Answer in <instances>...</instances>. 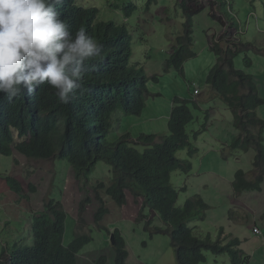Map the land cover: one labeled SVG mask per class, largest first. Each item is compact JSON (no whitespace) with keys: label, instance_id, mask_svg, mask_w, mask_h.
<instances>
[{"label":"trees","instance_id":"16d2710c","mask_svg":"<svg viewBox=\"0 0 264 264\" xmlns=\"http://www.w3.org/2000/svg\"><path fill=\"white\" fill-rule=\"evenodd\" d=\"M180 3L187 22L167 61L168 69L178 71L196 55L193 51L194 17L205 8L196 0H180ZM82 7L79 0H63L56 5L70 31L75 33L78 28H84L102 45L99 55L85 61L82 88L73 94L68 104H62L47 84L39 85L30 93L22 89L11 101L0 93V155L11 157L18 153L28 159L68 161L79 183L88 180L97 164L104 161L112 167L113 179L101 190L119 206L127 203L129 191L135 198H143L145 207L157 213L168 226L166 232L172 238L179 264L205 263L206 252L215 256L229 255L231 264H251L240 248L241 241L227 235L224 229L219 240L213 241L211 235L203 238L190 227L191 222L203 218L208 209L202 199H189L184 207L177 205L179 191L172 183V176L175 172L189 175L193 171L191 158L198 153L187 132L188 126L195 121L188 101L174 100L167 136L142 134L136 141L127 133L118 142L106 140L117 111L122 109L127 115L141 116L151 94L144 67L132 62L131 36L126 26L113 21L99 22L93 17L85 22L81 17ZM136 10L137 6L130 4L124 8L125 16L130 18ZM210 48L217 56V63L210 71L207 84L229 106L234 125L240 131L228 145V152H245L252 147L257 150L254 179L249 180L244 171H238L234 191L237 195L261 191L264 120L258 117L257 111L264 106V98L259 94L255 79L234 67V60L243 48L234 45L225 50L215 38L210 39ZM155 80L160 79L156 77ZM256 128H259L258 133ZM140 145L145 147L144 152L136 148ZM184 149L189 152L187 160L177 156ZM28 180L30 194L18 177H7L5 185L30 202L31 194H39L38 186L43 181L39 177ZM3 194L0 193V200ZM99 201L101 208L95 213L94 222L102 229L109 211L104 202ZM90 204L92 198L87 196L80 203L79 217ZM40 206L41 210L31 220L33 244H14L8 264H78V254L93 241L92 236L81 234L66 246L68 212L63 203L49 199L42 201ZM112 234L115 264H127L130 255L127 242L119 230Z\"/></svg>","mask_w":264,"mask_h":264},{"label":"rangeland","instance_id":"374dc122","mask_svg":"<svg viewBox=\"0 0 264 264\" xmlns=\"http://www.w3.org/2000/svg\"><path fill=\"white\" fill-rule=\"evenodd\" d=\"M150 2L79 0V5H83L81 17L85 22L93 17L99 22L113 21L128 28L132 62L144 67L151 94L141 116L127 115L122 109L117 111L106 140L115 143L127 133L136 141L142 134L167 136L174 100L188 101L195 121L188 126L187 132L198 153L191 158L193 171L189 175L175 172L172 176V183L179 191L177 205L184 207L189 199H202L208 209L203 218L201 216L191 222L190 227L195 229V233L203 238L211 235L213 241H217L224 229L227 235L241 241L240 248L250 258L251 264H264V184L261 191L240 195L233 188L240 170L247 174L249 180L254 179L257 150L252 147L245 152H228V145L240 131L234 125L229 106L207 84L210 71L217 63L209 41L216 37L225 49L233 44H239L240 48L242 45L243 51L235 58L234 67L255 79L259 94L264 98V1L196 0L198 4L205 5L204 10L194 17L193 51L196 55L185 62L182 71L167 67L172 49L187 22L180 0ZM130 4H135L137 10L127 18L124 8ZM156 77L160 79L158 82ZM196 89L201 95H195ZM257 113L264 120V106ZM258 130L256 128L255 132L258 133ZM14 134L17 135L16 130ZM136 148L140 152L145 151L143 145ZM177 156L187 160L189 152L184 149ZM111 169L110 165L101 161L88 180L84 179L79 184L68 161L28 159L18 153L11 157L0 155V193H5V201L0 204V264H8L14 244H33L29 214L33 216L41 210L43 198L62 202L68 212L66 246L83 233L92 236L93 241L78 254L79 262L89 255V264H99L100 259H106L104 264H115L116 253L110 234L106 229L98 230L94 226L96 205H91L86 211L84 223L79 220L80 203L89 196L79 187L99 181L111 184ZM19 175H22L28 193L30 181L27 176L31 179L39 177L43 181L38 186L39 194H31L30 202L17 196L8 198L6 178H19ZM132 195L129 191L128 203L121 208L110 200L107 203L110 214L104 220L110 230H119L125 237L130 253L127 264H179L172 238L166 232L168 226L148 206L139 215L142 205L132 206L135 200ZM91 198L97 202L94 194ZM80 227L82 231H79ZM255 227L261 230L260 235L254 233ZM205 254L207 261L202 264H231L229 255Z\"/></svg>","mask_w":264,"mask_h":264},{"label":"clouds","instance_id":"9594fccd","mask_svg":"<svg viewBox=\"0 0 264 264\" xmlns=\"http://www.w3.org/2000/svg\"><path fill=\"white\" fill-rule=\"evenodd\" d=\"M62 3L63 0H0V93H3L9 101L20 95L22 89H27L30 93L39 85L47 84L55 91L62 104L70 103L73 94L82 88L85 61L101 53L102 45L93 36L88 35L84 28H78L75 33L69 30V25L60 18L56 8V5ZM234 31H236L235 28ZM217 42L220 41L217 40ZM234 45L239 46V44H233L231 47ZM194 93L198 96L201 92L196 89ZM72 173L74 174L73 169ZM21 176L19 175V178L23 182ZM26 178L29 179V176ZM88 185L80 186L79 190L90 197L94 194L97 202L92 199V204L86 206L85 212L80 217L81 223H84L86 211L90 210L91 205H96L97 210L101 208L100 199L104 202L105 209L109 211L105 218L110 214L107 207L110 200L113 205L120 208L128 203L127 200L125 205L119 206L105 191L101 190V187H107L110 184L99 181ZM13 194L16 195L14 192ZM132 197L135 199L136 206L142 205L139 215L142 214L146 208L144 199L135 198L133 195ZM49 199L45 198V201ZM4 201L5 198L0 201V204ZM136 213L138 216V211ZM32 217L34 214L33 216L29 214L31 220ZM104 220L102 229L108 231L111 243L114 245L115 241L112 242L114 231L104 224ZM94 226L102 230L95 222ZM79 229L82 231L81 227ZM102 260H99V264L105 263Z\"/></svg>","mask_w":264,"mask_h":264},{"label":"crops","instance_id":"0c3cea01","mask_svg":"<svg viewBox=\"0 0 264 264\" xmlns=\"http://www.w3.org/2000/svg\"><path fill=\"white\" fill-rule=\"evenodd\" d=\"M260 47V46H259ZM260 49H262L263 50V47H260ZM261 50V51H262ZM264 51V50H263ZM200 95H201V93H200ZM173 108V107H172ZM171 116V115H170ZM7 194H8V197H15V196H17V197H19L17 194L15 195V194H13V192L12 191H7L6 192ZM12 193V194H11ZM4 195V197L3 198H1V200H3L4 198H5V193L3 194ZM0 200V201H1ZM42 201H44V199L42 200ZM132 205H134V206H136V204H135V201L132 203ZM135 216V215H134ZM79 220H80V217H79ZM89 262H90V256L89 255H87L83 260H82V262H78V264H89Z\"/></svg>","mask_w":264,"mask_h":264},{"label":"built area","instance_id":"2783aa9c","mask_svg":"<svg viewBox=\"0 0 264 264\" xmlns=\"http://www.w3.org/2000/svg\"><path fill=\"white\" fill-rule=\"evenodd\" d=\"M196 93H198V91H196ZM254 233L257 234V235H260L262 232H261V230L259 228L256 227L254 229Z\"/></svg>","mask_w":264,"mask_h":264},{"label":"water","instance_id":"95a60500","mask_svg":"<svg viewBox=\"0 0 264 264\" xmlns=\"http://www.w3.org/2000/svg\"><path fill=\"white\" fill-rule=\"evenodd\" d=\"M114 241H115V239H114V237H112V242L114 243Z\"/></svg>","mask_w":264,"mask_h":264}]
</instances>
